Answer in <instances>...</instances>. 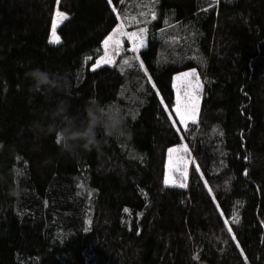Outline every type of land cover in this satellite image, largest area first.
Returning <instances> with one entry per match:
<instances>
[{
    "label": "trees",
    "instance_id": "1",
    "mask_svg": "<svg viewBox=\"0 0 264 264\" xmlns=\"http://www.w3.org/2000/svg\"><path fill=\"white\" fill-rule=\"evenodd\" d=\"M55 11L67 15L51 44ZM118 24L146 27L145 47L125 39L92 68ZM37 66L68 90L33 91ZM191 68L202 96L181 135L194 163L186 187L167 186L182 139L161 98L171 106ZM90 99L123 114V134L58 143L53 112L79 123ZM0 264H264V0H0Z\"/></svg>",
    "mask_w": 264,
    "mask_h": 264
},
{
    "label": "snow or ice",
    "instance_id": "2",
    "mask_svg": "<svg viewBox=\"0 0 264 264\" xmlns=\"http://www.w3.org/2000/svg\"><path fill=\"white\" fill-rule=\"evenodd\" d=\"M59 0H57V3ZM109 4H112V0H108ZM113 11H116L115 8H113ZM66 13L57 11L56 15L52 18V28L53 33L52 37H54V42H59L60 37L56 35L55 28L57 25V18L63 19L66 17ZM153 18L155 17V12L153 10L152 12ZM136 23H141L140 21H135ZM147 33L146 27H141L138 29V31H132V32H126L123 30L121 25H117L115 28L112 29V32L108 34V36L105 37L103 44L105 46V53L104 56L100 57V61L104 63H114L112 57L109 55V52L107 51L109 45L111 44L114 48V52H119L121 50V45L124 43L123 37H127L128 40L132 43L131 50L136 53L139 51L140 48L144 47V36ZM135 60H139V67L144 69V72L147 73V68L144 67V61L140 60L139 55H136L133 57ZM127 64L128 61H125ZM131 66V65H129ZM93 68H96L97 65L93 64ZM197 70L195 68L189 69L187 72H178L175 77H173V88L175 89V99L171 102V106L168 104L163 103V98H161V103L163 104L164 110L168 112L169 119L171 121L172 127L175 131V134L179 139H183V136L181 135L185 129L187 128L188 122L192 121L195 123L197 112L199 108V96L196 95V93L199 91V89L202 87L201 82L199 79H195V82H193V77H196ZM151 76H148V80L151 81ZM152 87L155 88V83L152 84ZM56 141L59 143L61 141V136L59 133L56 134ZM183 150L185 153L189 151V148L187 145H181L177 144L174 147L168 148L169 153V163L168 168L172 171L180 172L181 177L183 180H187L188 178V166L190 162L194 163V158L188 159L181 155H173L174 153H178L179 150ZM245 159H248V157H245ZM194 170L199 172V165L194 164ZM202 175V174H201ZM171 181V177H169L167 174L165 175L164 182L165 184H168ZM205 184L207 185V181L205 180ZM181 187H186L185 184H181ZM211 191V189H209ZM219 207V205H217ZM125 212L128 211L127 208L124 209ZM221 215L223 213L221 212ZM228 221L225 220V224H227ZM228 231L231 233L232 229L231 227L228 228ZM235 240V236L232 237Z\"/></svg>",
    "mask_w": 264,
    "mask_h": 264
},
{
    "label": "clouds",
    "instance_id": "3",
    "mask_svg": "<svg viewBox=\"0 0 264 264\" xmlns=\"http://www.w3.org/2000/svg\"><path fill=\"white\" fill-rule=\"evenodd\" d=\"M26 75L31 79L33 91H40L42 88L62 89L67 91V85L61 79L50 73L47 69L39 66L28 70ZM66 109H59L53 112V116L63 120V124L57 128L61 141L67 148L76 146V142H82L85 149L99 148L100 141L97 139L96 130L102 127L106 135H122L125 127L123 114L114 106H102L96 100L90 99L85 104V116L81 122L75 119L64 120Z\"/></svg>",
    "mask_w": 264,
    "mask_h": 264
},
{
    "label": "rangeland",
    "instance_id": "4",
    "mask_svg": "<svg viewBox=\"0 0 264 264\" xmlns=\"http://www.w3.org/2000/svg\"><path fill=\"white\" fill-rule=\"evenodd\" d=\"M56 13H57V11H55V15H56ZM61 20H62V19L57 18V25L60 23ZM57 25H56V26H57ZM122 28H123V27H122ZM123 30L126 31L125 28H123ZM132 31H138V29L128 30V31H126V32H132ZM111 32H112V31H111ZM111 32H110V33H111ZM52 33H53V28H52V26H51V31H50V35H49V42H50L51 44H56V43H58V42H54V37L50 39V37H52ZM55 33H56V31H55ZM56 35H57V33H56ZM122 39H123V41L126 39V46H124V47H125V49L127 50V52H131V53H133L134 55H135L136 53H138V52L134 53V52L131 50V48H132V43H131L130 40H128L127 37H123ZM59 41H60V40H59ZM144 44L146 45V37H145V36H144ZM123 45H124V44L121 45V50H120L119 52H114V48H113V46H112L111 44L109 45L107 51L109 52V55L112 57V59H113L114 62H116V59H118V57L120 56L119 54L122 52V49L124 48ZM122 47H123V48H122ZM144 47H145V46H144ZM144 47H142V48H144ZM142 48H140L139 50H141ZM104 53H105V46H104V44L102 43V45H101V55L98 57V59H97L96 62H95V64L97 65V67L102 66V65H112V64H113V63H104V62L100 61V57L104 56ZM92 68H93V67H92ZM187 71H188V70L183 71V72H187ZM175 76H176V75H175ZM175 76H174V77H175ZM197 78L199 79V81H200L201 84H202L201 78L199 77L198 73H196V77H193V78H191V79H193V82H195V79H197ZM173 90H174V94H175V89L173 88ZM196 95H198L199 98H200V99H199V105H200V100H201V96H202V87L199 89V91L196 93ZM198 110H199V108H198ZM197 115H198V112H197ZM196 118H197V117H196ZM189 122H191V121H189ZM189 122H188V123H189ZM178 144L186 145V143L184 142L183 139H182V141L179 142ZM176 145H177V144H176ZM174 146H175V145H174ZM174 146H172V147H174ZM177 154H178V155H181V156H184L185 158L190 159V161H191V159H192V158H191V152H190V151H188L187 153H185V152L181 149V150H179L178 153H174L173 155H177ZM168 163H169V153H168L167 159H166V161H165V167H164V178H165V175L167 174L169 177H171V181H170L168 184H165V182H164V184L167 185V186H179V187H181V184H182L184 181H187V180H183V178L181 177V173H180V172L172 171L171 169H169V168H168ZM190 165H191V162L189 163L188 171H189ZM187 179H188V178H187Z\"/></svg>",
    "mask_w": 264,
    "mask_h": 264
}]
</instances>
